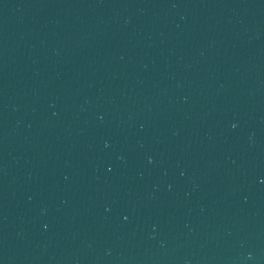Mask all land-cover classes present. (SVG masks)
<instances>
[{
    "label": "water",
    "instance_id": "obj_1",
    "mask_svg": "<svg viewBox=\"0 0 264 264\" xmlns=\"http://www.w3.org/2000/svg\"><path fill=\"white\" fill-rule=\"evenodd\" d=\"M0 260L264 264V0H0Z\"/></svg>",
    "mask_w": 264,
    "mask_h": 264
}]
</instances>
